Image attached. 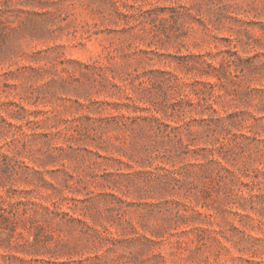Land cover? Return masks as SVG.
Listing matches in <instances>:
<instances>
[{
	"label": "rangeland",
	"instance_id": "1",
	"mask_svg": "<svg viewBox=\"0 0 264 264\" xmlns=\"http://www.w3.org/2000/svg\"><path fill=\"white\" fill-rule=\"evenodd\" d=\"M0 264H264V0H0Z\"/></svg>",
	"mask_w": 264,
	"mask_h": 264
}]
</instances>
